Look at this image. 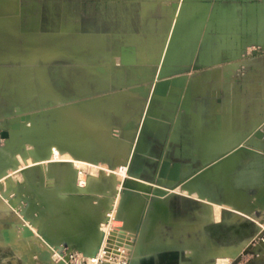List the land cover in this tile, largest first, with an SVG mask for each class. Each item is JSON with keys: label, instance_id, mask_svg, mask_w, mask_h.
I'll list each match as a JSON object with an SVG mask.
<instances>
[{"label": "crops", "instance_id": "0c3cea01", "mask_svg": "<svg viewBox=\"0 0 264 264\" xmlns=\"http://www.w3.org/2000/svg\"><path fill=\"white\" fill-rule=\"evenodd\" d=\"M74 3L79 9L76 20L91 22L87 26L89 32H75L76 36H106L105 51L117 52L119 58L123 48L131 47L139 53L135 64L123 65L124 76H112L109 83L149 87L157 82L159 73L161 79L187 78L183 89L172 87L167 97L155 96L148 111L146 101L138 98L140 109L145 107L143 112L147 111L148 127L138 146L143 158L138 176L147 185L157 182L156 192L170 193L164 194L167 219L172 226L175 223L170 219L169 197L175 221L188 218L181 220L180 226L193 236L200 232V241H185L203 244L219 254L211 257L205 250L185 249V241L180 245L176 237L173 239L177 240L162 238L156 243L170 242L175 246L134 259L129 252L128 264H212L215 259L229 264L225 261L231 256L237 264H264V250L251 246L259 233L254 232L253 223L259 224L253 217L264 212V0ZM63 10L66 15H74L68 7ZM135 36L145 47L141 45L138 50L128 43ZM165 36H171V44L164 57ZM86 51L92 54L94 46ZM136 67L138 70H133ZM144 72L146 76L142 75ZM126 94L129 93L119 96ZM256 131L263 137L256 138ZM240 145L245 149H238ZM162 161L180 164L186 183L169 189L167 181L157 177ZM175 197L183 202L174 204ZM5 209L0 201V260L3 244L9 245L4 239ZM233 234L235 240H231ZM11 235V242H16ZM229 245L237 246L236 250L227 249Z\"/></svg>", "mask_w": 264, "mask_h": 264}, {"label": "rangeland", "instance_id": "374dc122", "mask_svg": "<svg viewBox=\"0 0 264 264\" xmlns=\"http://www.w3.org/2000/svg\"><path fill=\"white\" fill-rule=\"evenodd\" d=\"M10 1L15 3L14 0H0V135L2 132H10V125L15 122H20L19 117L21 114H30V117L33 115L35 123L34 126H32V124L30 128H38L36 129L37 132L41 130V133H38L39 136H42V131L44 130L48 140L50 138L47 132H54L56 135L54 138H57V143L56 139L51 138L50 141H48L49 147L47 148L49 151L47 152V148L44 149L40 141H38L39 144L38 142L32 143L33 145L29 142L25 143L22 141L25 137L23 132L19 134V137L17 136V138H15V142H13L14 138H12L13 136L11 135L13 133L12 131L10 132V138L8 140L2 139L0 136V201L3 202L5 208L7 207V209H11L12 211L10 214L7 209L4 210V231L5 233L6 231L9 232L11 240V234L13 232L15 237H17L16 242H11L9 245L3 244L2 248L4 255L3 259L0 260V264H119L121 260H115V258L112 260L110 259L111 256L116 257L121 255L118 253L117 248H125L127 253H131L130 250L133 251L134 248H136V252L134 253L137 254L138 251H140L138 248L139 246H136L137 242L151 246L156 244L153 242L162 240V238L165 240H177L173 239L175 237L181 242L180 245H182L185 240L191 238L200 241V232H197L193 236L187 234V230L183 226H180L179 222L188 218L180 219L179 222L175 221L172 212H170V197L167 202L168 209L170 219L172 220L173 218L174 221H172L173 224L175 223V226H172V223L167 219L166 213L165 218H158V225L160 224V226L158 230L156 229L155 234L152 233L149 237L146 236L148 225L151 224L152 221L151 216L154 214V211H158L155 201L157 199L161 200L162 198L159 194H156L157 189H159L157 182L151 183L156 186L146 184L150 186L149 192H147L148 189L141 191L142 193L144 191L143 194L149 196L147 199L148 204L145 208L143 205H141V208L135 207L131 209L130 207L132 198L134 200L140 197L138 196L139 192L137 188L139 187V183H143L140 182L141 180L138 176L140 162L143 160L140 155L141 151L138 149L135 154V150L134 148L132 149V147L135 146L138 140L139 146L143 132H146L145 130L148 129L146 124V112L153 105V102L149 105L150 90L148 94L149 97L145 99V96L142 95H146L147 87L138 88L145 85L125 86L122 83L113 85L108 82L112 76L117 78L124 76L123 64L121 63L122 56L119 58L117 52L110 54L105 51V45L107 44L106 36H76L75 32H89L87 29L90 27L91 22L89 20H84L83 22L76 20L75 13L77 11L79 12V9L74 3L75 0H17L19 1L17 4ZM65 3L68 5H64ZM65 7H68L74 15L70 13H68V15L64 14L65 11L63 9H65ZM6 8L8 10L7 12L4 11ZM10 13L13 14V16H10ZM66 34L68 35L66 36ZM167 36H165L166 38L164 37L167 46H165V42H163L162 47V52L165 49L164 57L169 51V46L171 44V36ZM128 43L137 46L138 50L141 45L145 47V44H143V41L138 36L129 38ZM150 45L151 44H149V46ZM155 45L154 43L153 49ZM92 46H94L93 56H91L90 52L88 53L86 51L87 49L90 51ZM153 52L155 53V50H153ZM138 54L135 50V63L137 62L136 58H138ZM99 60H102L101 64ZM150 63L152 62L148 61V64ZM133 70H138V68H133ZM133 70L130 69V72L134 74ZM153 72L155 75L156 68ZM134 75L136 77L139 76L138 73ZM139 78L141 77L139 76ZM77 81H81L82 83H76ZM92 82L96 84H92ZM30 86L36 88V94L33 93V96L27 92L23 95L20 94V89L24 88L23 90L26 91ZM151 87L150 85V88ZM126 92L129 94L123 97L119 96ZM21 97H25L26 100H22ZM138 98H143V101H146L144 103L147 108L146 112H143L145 107L140 109L141 102ZM103 100L113 101L112 103H119L120 105V109L118 110L103 109L104 111H102L98 109V113L105 114L99 119L104 122L105 127L107 126L106 130H98L96 125L88 119L86 114H80L72 108L80 105H85L83 107H86L87 103H100V101ZM131 111L133 112L132 116L129 114ZM58 112H61L62 114H60L64 116L69 114L73 115L80 124L83 125V129L95 128V134L103 136L102 138L105 137V135H103L105 133L104 131H107L113 139L125 140L128 146H131L128 147L129 151L128 149V152L126 151L129 156L127 154L126 156L122 155L118 152L116 154L115 152V154H111L106 158L104 155L101 156L99 150L98 152L96 150L97 153L94 152L95 154H90V159H92L91 162H88V158L90 157L88 156L89 154L86 156V154L83 153H78L75 160L68 159L74 156V149L71 148L74 143L66 141L65 137L60 138L59 135H57V130L60 129L59 120L56 116ZM89 112L91 113L92 111ZM111 123L113 124L110 125ZM22 130L24 131L25 129L23 128ZM62 139L63 141H61ZM91 139L93 143L95 142V145L98 144L97 146H99L101 150L104 149L103 142L97 141L92 137L90 138L84 133V139H82L84 143L88 142L86 143L88 145ZM16 142L23 144L19 145ZM56 144H60V146H56ZM115 147H117V145L114 146V148ZM36 152L43 153V156L39 160L38 157H36ZM68 153L73 154V156H69ZM60 154L64 157L67 164L68 162L72 164V162L77 161L76 168L73 170V172L77 171V174L75 175V173L71 172L72 174L69 173L63 181V184H67L68 190L66 192L68 195L78 192L76 189L77 187L81 188L83 190L79 193L83 196L90 197L91 194H94V197L98 196L99 199L92 203L93 208H87L88 212L91 209L95 210L98 205L101 206L103 211L105 210V212L109 213V215L110 212H112L108 222H106L104 218L105 216L106 218L109 217V215L107 213L105 214L103 211L104 214L101 212L104 217H100L98 226L106 227L104 237H106L109 230L112 228L110 230V237L112 240L104 245L103 238L99 253L95 258L88 256L91 254V250L83 249L80 243L75 239L76 235L75 237L63 238V240L56 245V239L60 236H66L68 231L73 230L72 233L75 234L78 231L77 226H82L81 220L79 219L80 222L75 223L72 210L70 208L67 210L63 209V207L60 212L59 209H57L58 211L55 212L54 219L50 218L46 209V204H43L34 191L35 189H40L42 185L37 167L41 164L51 165L57 160V158L53 159V157L59 156ZM134 154L135 157L132 161L131 168L126 167L132 160ZM86 158L87 160H84V162L83 159ZM90 166L95 167L94 169H96V172L97 170L100 172H97L94 176L91 175L92 178L97 177L101 183L102 189L97 190L100 192L98 195L90 191L95 182L91 180L87 184L84 180L85 176L89 174ZM124 167L126 172L123 174L122 170ZM22 171L28 173L21 175ZM78 173L79 176H77ZM73 174L75 175V180L73 179ZM80 174L84 176L82 177ZM9 177L15 184V187L5 190L10 181ZM137 182L138 184H136ZM3 183H5V187L2 185ZM166 184L169 186V189L174 186L173 184ZM57 188L61 189L60 186ZM161 192L166 193V195L170 194L167 190ZM261 198L264 200V197ZM174 201V204L183 202V200L178 199V197H175ZM129 219H131V225L134 226L126 223ZM253 219L260 227L253 223L254 232L259 231V233L251 246L259 250H264V212L259 211ZM42 222H46V226L43 230L41 225H38ZM77 223H79V225ZM34 225L37 231H45V233H50L49 235L52 234L50 236L51 238L48 237V239L46 238V240L43 239L42 241L43 237L41 235L37 236H40L39 238H37L36 235L34 236L33 231L29 228ZM107 225H109V227ZM49 230L50 232H48ZM249 230L251 231V229ZM240 231L241 230H239V233ZM43 232H41V234ZM29 233L32 235L26 236V234ZM231 240H235V234H233ZM156 245H162L165 248L173 246V244L169 242L166 244L157 243ZM141 247H144V245H141L140 248ZM199 247L201 249H206L205 245ZM236 247L235 245H229L226 248L233 251L236 250ZM241 248H243V246H241ZM102 249L107 251L110 256L104 257L103 260L96 261ZM62 250H64V253L70 252L69 254L71 255H69L70 260L68 262L65 261L63 257L59 256L58 253ZM72 257L77 258L76 260H78L79 263H76V260L72 261ZM231 257L227 258L228 262H230L229 264H237V260L235 261V258ZM31 258L34 259L32 260ZM210 263L226 264L218 262L217 259L212 260Z\"/></svg>", "mask_w": 264, "mask_h": 264}, {"label": "bare ground", "instance_id": "6f19581e", "mask_svg": "<svg viewBox=\"0 0 264 264\" xmlns=\"http://www.w3.org/2000/svg\"><path fill=\"white\" fill-rule=\"evenodd\" d=\"M15 3L17 4V2L19 3V1L17 0H14ZM12 2V1H10ZM14 3V2H12ZM14 3V4H15ZM13 7V6H12ZM15 7V6H14ZM16 8H17V5H16ZM4 11H8L7 8L4 9ZM9 14V13H8ZM13 16V14L10 13V16ZM9 17V15H8ZM12 20V19H11ZM69 40V39H68ZM93 40V39H92ZM88 43V42H87ZM131 48V47H130ZM131 56H133V64L135 63V49L134 48H131ZM96 50V49H95ZM96 52V51H95ZM68 53V52H67ZM36 54V53H35ZM91 56H93L91 54ZM96 58V57H95ZM137 59V58H136ZM85 60V59H84ZM83 60V61H84ZM93 60V59H92ZM82 61V60H81ZM91 62V61H90ZM129 66V65H128ZM39 72V71H38ZM107 72V71H106ZM109 73V72H108ZM39 74V73H38ZM142 74V73H141ZM147 73H143L142 75L143 76H146ZM43 75L45 76V74L43 73ZM39 76V75H38ZM43 76V77H44ZM46 82V81H45ZM24 89V88H23ZM23 89H20L19 92L21 95L25 94L26 92L28 94H32L33 96V93H35L36 91V88L35 87H32L30 86L29 88H27V90H23ZM135 91V90H134ZM133 91V92H134ZM138 91V90H137ZM141 92V91H140ZM37 93V92H36ZM35 93V94H36ZM27 97V96H26ZM121 97V96H120ZM22 100H26L25 97H21ZM32 99V98H31ZM59 99V98H58ZM30 100V98H29ZM113 101H100V103H87L86 107H83L85 105H80V106H74L72 107L75 111H77L78 113L80 114H86V116L88 117V119L94 124L96 125V127L98 128V130L100 129H105L106 130V127L104 126V122L101 121L99 118L100 117H103V115L105 114H100L98 113L99 110H102L104 111L103 109H120V105L119 103H112ZM113 104V105H112ZM99 109V110H98ZM89 111H92L91 113ZM61 113V112H60ZM59 112L56 114L57 116V119L59 120V127L60 129L57 130V135H59L60 138H66V141H70V142H73L74 144L72 145L71 148L74 149V156L73 154H69V156H73V157H69L68 159H76V155L78 153H83V154H89L88 156H90V154L92 155L94 152H98L99 150V153L101 154V156L104 155V157H108L110 156L111 154H117L120 153L122 155H125L127 154V152L129 151L128 147V144L126 143L125 140H119V139H113L107 131H104L105 133L103 135H105L104 138H102L103 136H100V135H96L95 132H94V129L93 128H87L83 129V125L80 124V122L73 116V115H61ZM55 115V114H54ZM101 115V116H100ZM35 116V115H34ZM105 117V116H104ZM52 118V117H51ZM109 119V118H108ZM111 120V119H109ZM109 122V121H108ZM110 123V122H109ZM33 124V125H32ZM34 118H33V115L30 117V119L28 121H25L24 123H21V129L20 130H16V131H12L13 133L11 134L14 138L12 141L15 142V138H17V136L19 137L21 134V132H23L24 134V138L22 139V141H24L25 143L26 142H29L31 143V145L34 144V142H38L40 141L42 143V147L44 149H46L48 146V141H50L51 138L53 139H56V143H57V138H54L56 135L54 134V132H47V134L49 135V140H48V137L46 136V132H44V130L42 131V136H39L38 133H41V130L40 131H36V129L38 128H30L31 125L34 126ZM113 123H111L110 125H112ZM55 126V125H54ZM25 129L24 131L22 129ZM42 128V127H41ZM96 128V129H97ZM52 131V130H51ZM55 131V130H54ZM109 131V129H108ZM11 132V131H10ZM84 133L86 136H89L90 138L92 137L93 139L97 140V141H100V142H103V146H104V149H100L99 146L95 145V142L93 143V140L91 139V142H89V144L87 145L86 143L83 142L82 139H84ZM101 133V132H100ZM54 134V135H53ZM99 134V133H98ZM37 138V140H36ZM21 139V138H20ZM69 139V140H68ZM11 140V139H10ZM90 140V139H89ZM104 140V141H103ZM18 141V140H16ZM63 141V139L61 140ZM60 142V140H59ZM128 142V141H127ZM17 144H19L20 142H16ZM15 143V144H16ZM22 143V142H21ZM24 143V144H25ZM33 143V144H32ZM40 143V144H41ZM55 143V142H54ZM117 143V144H115ZM23 144V143H22ZM22 144H19V145H22ZM39 144V142H38ZM61 144V142H60ZM60 144H58L60 146ZM14 145V144H13ZM30 145V144H29ZM56 144V146H58ZM62 145H63V142H62ZM61 145V146H62ZM114 148V146H116ZM64 147V146H63ZM62 147V148H63ZM131 147V146H130ZM61 148V147H59ZM128 149V151H127ZM133 149V147H132ZM61 150V149H60ZM95 150V151H94ZM45 151V150H44ZM46 151L48 152V148L46 149ZM127 151V152H126ZM131 151V150H130ZM96 152V153H97ZM130 153V152H129ZM135 153V152H134ZM35 154H37L36 157H38V160L43 156V153L42 152H36ZM95 154V153H94ZM132 154V153H131ZM128 155V154H127ZM80 156V155H79ZM94 156V155H93ZM92 156V157H93ZM129 156V155H128ZM54 158H57L56 162H53L51 165H44V164H41L40 166L37 167V172L39 174V176L41 177V180H42V185L40 187V189H35V193H37L36 195H38V198L43 202V204H46V209L48 211V214L50 215L49 217L54 219V216H55V212L58 211L57 209H59V212L62 210L61 208L63 207V209H68L70 208L72 210V213L74 214V222H80L81 220V223H82V226H77V232L74 234L72 233L73 230H70L67 232V235L66 236H60L58 239H56L55 243L56 245L59 244V242H61V240H63V238H70V237H75L76 235V240L80 243L81 247L85 250H88L90 249L89 251L91 252V254L94 253L95 250H97L100 245H101V241L105 240V231H106V227L105 226H98V222H99V219L101 216H103V212H105V210L103 211L101 209V206L98 205V207H96V209H91L89 212L87 211L88 207L89 208H93L92 207V203L98 201V196L97 197H94V194H91V196L89 197H85L83 196L82 194H80L79 192L82 191L83 189L81 188H76L77 189V193L75 194H71V195H68V193L66 192L68 190V187H67V184H63V181L66 179L65 177L67 175H69V173H75V175L77 174V171H74L75 170L74 168H76V165H77V161L75 162H71L67 164V162L65 161L64 157L61 156V154L56 157H53ZM85 158V157H84ZM91 156L88 158V162H91L92 159H90ZM128 158V157H127ZM109 159V158H108ZM126 159V158H125ZM130 159V157H129ZM78 160V158H77ZM82 160V159H80ZM84 160H87L86 159H83ZM94 160V159H93ZM124 160V159H123ZM127 161V159H126ZM85 162V161H84ZM49 164V163H47ZM91 164V163H90ZM39 165V164H38ZM93 165V164H92ZM128 166V165H127ZM126 166V167H127ZM78 167V166H77ZM95 167L93 166H90L89 168V174L87 176H85L84 180L87 182V184L93 180L95 182V184L93 185V188L90 190L92 191V193H95V194H99L100 192L97 191V190H101L102 189V186H101V183L99 181V179L96 177V178H92L91 175H95L97 172H99L97 170L96 172V169H94ZM83 172V171H82ZM126 172V169L125 167L123 168L122 170V173L124 174ZM26 172L25 171H22V174L21 175H24ZM28 173V172H27ZM26 173V174H27ZM71 173V174H72ZM81 173V172H80ZM100 173V172H99ZM120 173V172H119ZM86 174H87V171H86ZM74 175V174H73ZM75 175L73 176L74 180H75ZM81 175V174H80ZM79 176V173L78 175ZM76 176V177H77ZM82 176V175H81ZM80 176V177H81ZM84 176V175H83ZM82 176V177H83ZM91 176V177H90ZM25 177V176H23ZM70 177V176H68ZM72 177V176H71ZM64 180H63V179ZM79 178V177H78ZM8 179V178H7ZM81 179V178H80ZM9 180H10V177H9ZM88 180V181H87ZM6 181V180H5ZM77 181V180H76ZM80 181V180H79ZM4 182V181H3ZM93 183V182H92ZM5 183H3L2 185H4ZM138 184V182L136 183ZM60 186L61 189H58L57 187ZM91 186V185H90ZM5 187V185H4ZM13 187H15V184L10 180L8 182V185L6 187L5 190H9V189H12ZM120 187V186H119ZM150 186H147L145 183H139V187L137 188V191L139 192L138 193V196L140 197H137L136 199L133 200L132 198V201H131V204H130V207L131 209L135 208V207H138V208H141L143 205V207L145 208L146 205L148 204V198L149 196L147 194H143L141 192L142 190L144 189H149ZM154 190V189H153ZM120 191V190H119ZM5 192V191H4ZM146 193V192H145ZM156 193H159V192H156ZM7 194V193H6ZM159 195L162 197L161 200H154L155 201V205L158 207V211H154V214L151 216V224L148 225V230H147V233H146V236H150L152 233L155 234V231L156 229L158 230L160 224L158 225V220L160 218H165V214H166V207H165V203H166V199H165V194L160 192ZM82 196V197H81ZM142 196V197H141ZM14 204V203H13ZM90 204V205H89ZM110 210V209H109ZM103 211V212H102ZM103 214H102V213ZM110 212V211H109ZM107 212H105L106 214ZM109 215V213H107ZM111 214L112 212H110V215L109 217L106 218L105 216V220L106 222H108L110 220V217H111ZM104 217V216H103ZM159 218V219H158ZM51 219V220H52ZM80 219V220H79ZM36 220V218H35ZM79 220V221H77ZM53 221V220H52ZM105 222V221H104ZM131 219H129V221H126V223H128L129 225H131ZM46 222H42L41 224H38L39 226L41 225L42 227V230L44 229V227L46 226L45 225ZM48 224V223H47ZM79 225V223H77ZM135 224V223H134ZM37 226V225H36ZM108 226V225H107ZM131 226H134V225H131ZM29 227V226H28ZM100 227V228H99ZM109 227V226H108ZM32 231H33V235L36 237L38 235H41L42 237V241L43 239L46 240V238L48 239L51 238L50 236L52 235H49L50 233H45V231H41L43 232L41 234L40 231H37L35 225L33 227H29ZM47 229V228H46ZM92 229H95L94 230V234L95 236H93L92 234ZM108 231V230H107ZM132 231V230H131ZM7 232V231H6ZM50 232V230L48 231ZM14 233V232H13ZM53 233V232H52ZM107 233V232H106ZM8 234V239L9 241L6 242L7 244H10L11 243V237H10V234L9 232H7ZM32 234L29 233L28 236H31ZM27 236V235H26ZM54 236V234H53ZM40 237V236H39ZM37 237V238H39ZM55 237V236H54ZM81 237V238H80ZM83 237H85L86 239H83ZM126 237V236H125ZM13 238L16 240L17 237H15V234H13ZM40 238V239H41ZM128 238V237H127ZM41 241V242H42ZM66 241V240H65ZM153 243H156V242H153ZM170 243V242H169ZM132 244V243H131ZM157 244V243H156ZM151 245V246H147L145 243L144 244H140L139 242H137V247L139 248L140 251H138L137 254H143V253H146V252H151V251H155V250H158V249H163L165 248L164 246L162 245ZM141 245H144V247H141ZM146 245V246H145ZM200 245H203V244H200ZM173 246H175L173 244ZM172 246V247H173ZM57 247V246H56ZM187 249H190V250H194V251H198V250H205V252L207 253V255L211 256L212 255H217L219 254V252L217 250H214V249H210L208 246H206V249H201L198 245L196 244H193V241L189 240V241H185V245L183 246ZM136 248H134V252H136L135 250ZM100 250V249H99ZM138 250V249H137ZM131 251V250H130ZM52 253V252H51ZM34 254V253H33ZM135 254V253H134ZM135 254V255H137ZM54 255H55V252H54ZM35 257V256H34ZM58 257V256H57ZM32 260L34 258H31ZM57 259V258H56ZM221 262V261H219ZM223 262V261H222ZM225 262H228V261H225ZM109 264V263H108Z\"/></svg>", "mask_w": 264, "mask_h": 264}, {"label": "water", "instance_id": "95a60500", "mask_svg": "<svg viewBox=\"0 0 264 264\" xmlns=\"http://www.w3.org/2000/svg\"><path fill=\"white\" fill-rule=\"evenodd\" d=\"M131 50H132L131 48H123V50H122V58H121L122 59L121 63L123 65H128V64L131 65V64H133L132 63L133 62L132 61L133 60V56H131V54H130ZM132 51H134V50H132ZM236 59H239V58H236ZM186 81H187L186 76L177 77V78L161 79V74H159L157 82H155L154 85H152L151 88H150V86L149 87L148 86H140L138 88L147 87L146 95H142V96H145L144 97L145 99L147 97H149L148 94H149V90H150V94H149L150 95V98H149L150 99V104L149 105H151L152 102L155 101V96L167 97L169 95L170 90H171L172 87L183 89L185 87ZM19 119H20V122H15V123H12L10 125V131L20 130L21 129V122L28 121L30 119V114H21ZM262 135L263 134L261 132H259V131H256L254 133V136L256 138H262L263 137ZM0 136H1L2 139H7L8 140L10 138V132H2ZM140 137H141V135H140ZM138 143H139V140L137 141V143L133 147L134 150H135V154H136V152L138 150ZM238 149H245V148L242 145H240V147ZM135 154H134L132 160L130 161V163L128 164L127 167L131 168L132 161H133V159L135 157ZM181 171L182 170H181V165L180 164H178V163L171 164L168 161H162V163L160 165V168H159V171H158V174H157V177L161 181H167L168 184L180 185V184L186 183V180H184L182 178ZM147 192H149V189H148ZM26 235H29V234H26ZM4 239H5L6 242L9 241L7 232L4 234ZM100 247L97 250H95L93 254H89L88 256L92 257V258H95L97 256V254L99 253ZM69 253L70 252L64 253V250H62L58 254H59V256L63 257L65 259V261L68 262L70 260V256L69 255H71ZM131 253H132L131 259H134L136 256H139V255H135L134 254V250L133 251L131 250Z\"/></svg>", "mask_w": 264, "mask_h": 264}, {"label": "built area", "instance_id": "2783aa9c", "mask_svg": "<svg viewBox=\"0 0 264 264\" xmlns=\"http://www.w3.org/2000/svg\"><path fill=\"white\" fill-rule=\"evenodd\" d=\"M109 226V225H108ZM112 229V228H111ZM110 229V230H111ZM110 230H109V233L106 235V237H105V240H104V245L108 242V241H111L112 239H111V237H110ZM103 245V246H104ZM117 251H118V253H120L121 255H119V256H116V257H114V256H111L110 257V259L112 260L113 258H115V260H121L120 261V263L119 264H128V259H127V255H128V253H127V251L125 250V248H117ZM108 256H110L109 255V253L107 252V251H105L104 249H102V251H101V253L98 255V258L96 259V261H98V260H103L104 259V257H108ZM72 259V261L74 260H76L77 258H71ZM76 263H79V261L78 260H76Z\"/></svg>", "mask_w": 264, "mask_h": 264}, {"label": "flooded vegetation", "instance_id": "af4514ba", "mask_svg": "<svg viewBox=\"0 0 264 264\" xmlns=\"http://www.w3.org/2000/svg\"><path fill=\"white\" fill-rule=\"evenodd\" d=\"M231 264H234V263H231Z\"/></svg>", "mask_w": 264, "mask_h": 264}]
</instances>
